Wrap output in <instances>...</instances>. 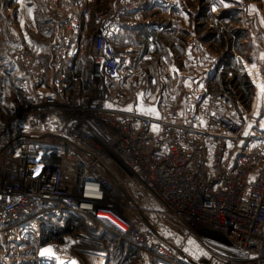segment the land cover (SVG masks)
I'll list each match as a JSON object with an SVG mask.
<instances>
[{
  "label": "built area",
  "instance_id": "2783aa9c",
  "mask_svg": "<svg viewBox=\"0 0 264 264\" xmlns=\"http://www.w3.org/2000/svg\"><path fill=\"white\" fill-rule=\"evenodd\" d=\"M89 1L47 0L59 31L49 58L31 45L17 50L18 93L0 113V242L23 262L22 249L41 244L49 223L75 216L84 236L95 226L133 248L136 264H264V143L213 107H233L224 91L212 97L204 87L177 105L156 99L154 42L131 55L114 44L135 24L137 0H114L90 34ZM182 26L169 14L158 33ZM151 97L156 111L141 110ZM140 195L184 225L202 253L189 257L186 242L142 223ZM49 246L55 256H42ZM37 255L73 262V250L53 241Z\"/></svg>",
  "mask_w": 264,
  "mask_h": 264
},
{
  "label": "rangeland",
  "instance_id": "374dc122",
  "mask_svg": "<svg viewBox=\"0 0 264 264\" xmlns=\"http://www.w3.org/2000/svg\"><path fill=\"white\" fill-rule=\"evenodd\" d=\"M35 1L36 0H0L1 51L4 52L9 48L10 35L14 37L16 42H13L12 46L16 45L17 50L26 45L34 46L38 51L39 48H44L45 43L43 42L50 38V34L45 32L42 18L48 15L54 20L56 16L50 10L47 0H40L44 3L42 10H39L40 6L31 4ZM113 1L114 0L89 1L85 17V29L89 34L96 28V21L99 16L110 8ZM242 1L243 5L236 6L232 4L233 0H197L199 6H202V3L204 5L203 13L209 14L210 16H208L209 22L206 26H209V28H214L213 26H215V29L217 28V31H220L219 33L221 35L219 39L220 41L222 40L221 42H223L224 37L226 39L230 38V34L236 36V33H240V28L244 32L245 30L251 29L253 26H257L258 29L264 27V24L259 21L257 23L253 22L250 20V17L245 16V14H248V8L252 3H255L258 10L262 7L264 8V0ZM35 12H38L37 16L34 15ZM224 12L226 16L223 18ZM49 26L52 27L53 24L50 23ZM28 36L31 38V41H33V44L27 43L29 42L26 39ZM232 38L227 45L220 43L219 46L209 48L214 55H209L210 52H205L204 54H195L197 55L195 57L199 61H205L207 58H211L207 62L210 64V67H213L218 59H220V61L225 58L228 60L231 57L228 50L233 44ZM254 40L255 45L253 44L254 47L251 53H245L244 50H241L242 54L237 55L238 64L235 60L236 63L233 62L229 65L225 63L223 68H217L216 70L211 68H197L191 72V70L185 69L186 62L183 54L173 53V58H175V60H173V69H169L168 64H165V66L160 65L161 67L158 65L156 66L157 68L155 71L159 74L158 78L160 79V83L158 87L159 91L155 98L157 99L161 96V98L164 97L162 101H165L167 105H177L182 103V101L191 94L203 90L204 87L208 88L212 97H216L218 92L224 91L232 99L233 107L226 108L220 103H214V101L213 107L239 120L242 123L244 135L250 137L252 141L264 143V97L261 96L260 88L258 87L259 84L264 83V52H261L260 49V47L264 46V35L259 34V37ZM241 55L244 56V61L241 60ZM176 57H178V59H176ZM250 61L251 66H248ZM253 65H255V68H253ZM144 70L148 71L146 68H144ZM172 88L173 92L171 93ZM140 92L142 94L144 93L142 90ZM156 99L151 97L149 100H144L146 103H149L146 106V110H151L152 112L156 111ZM4 103L5 101L2 100L1 104L3 107L0 108V113L6 117L7 110ZM141 107L139 108L143 110ZM149 200L152 201L147 195L139 196V202L146 208L144 216L145 218L151 219L154 225L153 228L178 245H182L186 242L187 250L192 258L201 254L203 249L200 243L192 240V238L188 236L186 232L187 228L164 212L157 202H149ZM50 233L51 231L49 234ZM46 243L47 239H43L41 244H38V242L34 240H30L22 249V257L26 258V260L21 262L19 261L20 258L16 260V255L7 248V244L1 241L0 264H43L37 253L40 247ZM85 254L87 255L82 256L85 264H100L99 262L101 261L97 260L95 255ZM78 255L81 256L83 253H78ZM122 258L121 255L119 256L117 253H114L110 264L137 263L136 256L133 253L130 254L129 258L126 260H122Z\"/></svg>",
  "mask_w": 264,
  "mask_h": 264
},
{
  "label": "crops",
  "instance_id": "0c3cea01",
  "mask_svg": "<svg viewBox=\"0 0 264 264\" xmlns=\"http://www.w3.org/2000/svg\"><path fill=\"white\" fill-rule=\"evenodd\" d=\"M35 2L31 4L40 6L39 10H42L43 1L36 0ZM242 2V0H233L232 4L239 6L243 5ZM203 7V3L202 6H199L197 0H175V4L172 7L165 6L160 0H137L136 10L131 16L135 24L131 27L123 28L115 37L114 44L123 54H142L146 50L149 41L152 40L156 46V52L154 54V62L147 68L153 69L154 73L158 76L159 74L155 71L157 68L156 66H165V64L173 66V60H175V58H173V53L183 54L186 62L185 69L191 70V72L197 68H211L216 70L217 68H223L225 63L228 65L233 62L236 63L235 60L238 64L237 55L242 54L241 50H244L245 53H251L255 45L254 39H257L259 34L264 35V27L258 29L257 26H251V29L245 30L244 32L240 28V33H236V36L230 34V38L226 39L224 37L223 42H221L222 40L220 41L219 39L221 35L219 33L220 31H217L215 26H213L214 28L206 26L209 22V14L203 13ZM169 14H175L181 18L183 24L182 31L175 35L159 34L158 27L161 21ZM225 14L224 12L223 18L226 16ZM34 15L37 16L38 12H35ZM245 16L250 17V20L253 22L257 23L259 21L264 24V8L262 7L258 10L255 3L250 4L248 14H245ZM42 20L44 22V30L47 34H50V38L43 42L45 46L44 48H39V52L43 58H49L51 55V43L49 41L52 37L58 35V24L55 22L56 19L53 20L52 17L50 18L48 15H45ZM50 23L53 24L52 27L49 26ZM231 38L233 39V44L228 50V53L231 55L228 60H226V58L221 61L218 59L213 67H210V64L207 62L211 58H207L205 61H199L195 57L197 56L195 54H204L205 52H210L209 55H214L209 48L219 46L220 43L227 45V43H230ZM26 39L29 41L27 42L28 44H33L29 36L26 37ZM9 42L10 45L6 51L3 52L0 50V101L2 102V100H4L5 103L17 96V75L19 71L22 72V68L17 64V48L16 45L12 46L15 40L11 35L9 36ZM260 49L261 52H264V46L260 47ZM176 59H178V57H176ZM241 60H245L242 55ZM248 66H251V61ZM1 102L0 108L3 107ZM147 104L149 103H146L143 99L141 108L143 110L146 109ZM143 208L146 210L145 207ZM141 221L147 226H154L149 218L143 217ZM97 228L98 227L90 226L92 230L87 232L88 235L84 236V224L75 216H66L63 219H57L49 223L44 232L47 242L53 241L57 243L60 250H64L63 248H71L73 250V257L71 260L75 261L76 264H85L82 259V256L87 255L85 253H88V255H95L97 260L101 261L99 262L100 264H110L114 253H117L119 256L121 255L123 257L122 260L129 258L130 254L133 253L132 251H134L133 248L126 245L124 242L114 240V238L105 233L101 228ZM50 231L51 233L49 234ZM102 241L111 242L110 247H106V249L103 250L98 249ZM120 242L122 243L121 246ZM78 253H83V255L79 256ZM186 254L191 257L189 252Z\"/></svg>",
  "mask_w": 264,
  "mask_h": 264
},
{
  "label": "snow or ice",
  "instance_id": "6c2138e0",
  "mask_svg": "<svg viewBox=\"0 0 264 264\" xmlns=\"http://www.w3.org/2000/svg\"><path fill=\"white\" fill-rule=\"evenodd\" d=\"M253 68H255V65H253ZM258 87L260 88L261 96L264 97V83L259 84ZM41 255L42 256H45V255L55 256V252L52 246H49L41 251ZM72 264H76V262L73 261Z\"/></svg>",
  "mask_w": 264,
  "mask_h": 264
},
{
  "label": "bare ground",
  "instance_id": "6f19581e",
  "mask_svg": "<svg viewBox=\"0 0 264 264\" xmlns=\"http://www.w3.org/2000/svg\"><path fill=\"white\" fill-rule=\"evenodd\" d=\"M69 260V257L65 256V255H60L58 264H66Z\"/></svg>",
  "mask_w": 264,
  "mask_h": 264
},
{
  "label": "trees",
  "instance_id": "16d2710c",
  "mask_svg": "<svg viewBox=\"0 0 264 264\" xmlns=\"http://www.w3.org/2000/svg\"><path fill=\"white\" fill-rule=\"evenodd\" d=\"M122 245V243L120 242V246ZM133 252V254H135V256H136V252H135V250L134 251H132Z\"/></svg>",
  "mask_w": 264,
  "mask_h": 264
}]
</instances>
